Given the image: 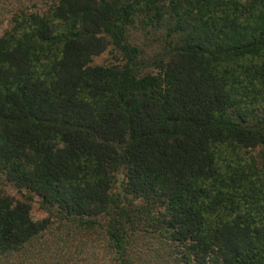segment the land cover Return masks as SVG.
Instances as JSON below:
<instances>
[{
    "label": "trees",
    "instance_id": "obj_1",
    "mask_svg": "<svg viewBox=\"0 0 264 264\" xmlns=\"http://www.w3.org/2000/svg\"><path fill=\"white\" fill-rule=\"evenodd\" d=\"M8 1L0 264H264V0Z\"/></svg>",
    "mask_w": 264,
    "mask_h": 264
},
{
    "label": "rangeland",
    "instance_id": "obj_2",
    "mask_svg": "<svg viewBox=\"0 0 264 264\" xmlns=\"http://www.w3.org/2000/svg\"><path fill=\"white\" fill-rule=\"evenodd\" d=\"M13 7V4L8 0H0V34L8 27V17L10 16V9ZM110 56L108 54L104 55L100 61H106ZM12 194H15V190H10ZM33 215L35 218L43 215L42 211L34 206Z\"/></svg>",
    "mask_w": 264,
    "mask_h": 264
}]
</instances>
